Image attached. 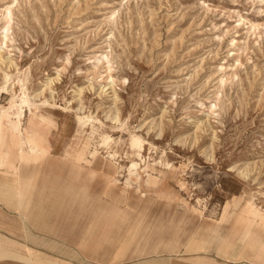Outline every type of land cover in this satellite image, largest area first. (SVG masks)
Masks as SVG:
<instances>
[{"label":"rangeland","instance_id":"rangeland-1","mask_svg":"<svg viewBox=\"0 0 264 264\" xmlns=\"http://www.w3.org/2000/svg\"><path fill=\"white\" fill-rule=\"evenodd\" d=\"M6 75L7 264H264V0H0Z\"/></svg>","mask_w":264,"mask_h":264},{"label":"crops","instance_id":"crops-1","mask_svg":"<svg viewBox=\"0 0 264 264\" xmlns=\"http://www.w3.org/2000/svg\"><path fill=\"white\" fill-rule=\"evenodd\" d=\"M24 144H25V141L24 142H22V140H20V139H15V141H14V143L12 144V145H14V146H16V148H18V151H19V156L21 157V159L22 160H27L28 161V159L30 158V157H28L27 156V150H25L24 149ZM1 146V145H0ZM31 153V155L33 156V155H35L36 153L35 152H30ZM4 153L3 152H1L0 153V158H2V155H3ZM5 156H7V153H6V155ZM36 159H37V157H38V155H35L34 156ZM91 167V166H90ZM90 169H88V171H89ZM91 171V170H90ZM3 212V211H2ZM0 214H1V211H0ZM7 220H5V219H0V231H3V232H6L7 231ZM30 241H33V242H35V241H37V240H30ZM33 242H30V245H32L33 246ZM6 243V242H5ZM42 243H44L45 245H47V248L48 249H50L51 250V247H55V246H58L56 243H58V242H56V240H42ZM29 244V243H28ZM1 247L3 246V245H0ZM5 246H6V244H5ZM30 249H31V247H30ZM32 250V249H31ZM6 253V252H5ZM18 254V253H17ZM16 254V256H18ZM41 254H43V253H41ZM44 255H46L47 256V260L50 262V261H55V260H58V261H62V262H68V260H70V256H71V254H62V253H55L54 251H49V252H47V253H44ZM3 256H4V253L2 252V249L0 250V264H7V261H6V259L5 260H3L4 258H3ZM15 264H18V263H15Z\"/></svg>","mask_w":264,"mask_h":264},{"label":"bare ground","instance_id":"bare-ground-1","mask_svg":"<svg viewBox=\"0 0 264 264\" xmlns=\"http://www.w3.org/2000/svg\"><path fill=\"white\" fill-rule=\"evenodd\" d=\"M5 30H6V28H5ZM4 39H5V37H4ZM10 80H11V78H10L8 75H6V76H5L6 84H4L3 86H0V93H6V92H8V91L10 90L11 86L9 87V85H8V83L10 82ZM28 104H29V97H27V96L25 95V98H23L22 101L20 102V107H22V106H27ZM33 107L37 108L36 105H30V106L28 107L30 112L32 111V108H33ZM79 118H81V117H79ZM86 119H87V120H90V119H91V116L86 117ZM14 127H15V128L18 130V132H19V130L21 129V122H20V121H17V122L15 123ZM19 137H20V135H19V133H18V134L16 135V139H19ZM108 139H109L108 136H104V137H103V144L109 142ZM137 146H139V142L136 141V140L134 139L133 142H132V144H131V147H130V144H129L130 153L133 152V150H134L135 148H138ZM242 218H243V217H242ZM242 218H241V219H242ZM256 218H257V217H251L250 219H247V220H246V223H248V221H251V223H254V224H255V222H256ZM238 220H240V219H238ZM238 224H239V223H238ZM240 224H241V223H240ZM240 224H239V225H240ZM263 245H264V244H263ZM228 251H229V250H228ZM256 258H257V260L259 259L260 261H264V256L262 255L261 252L258 253V255H257Z\"/></svg>","mask_w":264,"mask_h":264}]
</instances>
